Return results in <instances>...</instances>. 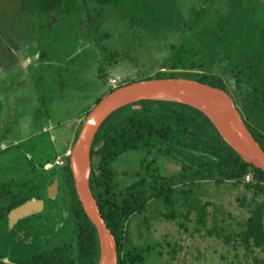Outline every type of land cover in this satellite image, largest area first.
Instances as JSON below:
<instances>
[{"label": "trees", "instance_id": "1", "mask_svg": "<svg viewBox=\"0 0 264 264\" xmlns=\"http://www.w3.org/2000/svg\"><path fill=\"white\" fill-rule=\"evenodd\" d=\"M93 3L94 0H20L26 13L23 21L42 15L49 19L76 15V27L83 34L85 29V42L89 43L86 49L95 59L105 35L98 32L99 19L92 11ZM133 3L124 11L131 25L146 28L150 39L172 36L159 69L139 80L181 77L226 91L264 152V0ZM46 53L40 51L38 59H47ZM119 59L117 52H106L98 61L99 75L106 77L105 69ZM112 78L115 77L107 78L102 96L137 81L117 79L113 86ZM80 125L81 122L73 142ZM127 153L136 157L137 166L121 171L118 160ZM90 157L89 187L114 236L117 264H157L164 253L169 260L175 258L177 245L174 249L166 240L154 242L148 238L151 223L158 219L173 222L185 232L218 240L223 249L233 252L226 264H239L249 253L264 255V171L245 162L229 147L199 110L161 100L123 106L101 123ZM60 168L67 211L74 222L70 243H57L16 264H97L96 230L78 200L68 157ZM1 187L8 191L9 183ZM229 195L238 212L214 214L212 199L225 197L232 202ZM3 197L0 194V201ZM16 199L9 207L20 205L25 197ZM7 210L0 208L1 219ZM258 210L262 240L248 225ZM133 219H138L145 238L137 240L133 236ZM0 264H4L1 259Z\"/></svg>", "mask_w": 264, "mask_h": 264}, {"label": "rangeland", "instance_id": "2", "mask_svg": "<svg viewBox=\"0 0 264 264\" xmlns=\"http://www.w3.org/2000/svg\"><path fill=\"white\" fill-rule=\"evenodd\" d=\"M133 2L135 0H94L92 11L99 19L98 32L105 35L100 40L101 51L94 54V59L86 49L89 43L85 42V29L83 34L76 27V15L51 17V21L42 15L23 21L26 13L20 0H0V181L12 176L10 190L41 195L44 192V187L37 183L40 172H32L30 168L37 167L39 161L52 151L51 133L54 131L43 129L50 119L51 123H56V131L60 128L67 130L103 95L108 77L114 76L121 82L128 79L138 81L159 69L168 52L166 44L172 36L150 39L146 28L131 25L124 11L132 7ZM9 48L12 52L8 51ZM43 50L47 52V59L40 61L38 55ZM106 52H117L120 59L105 69L106 77H101L98 61ZM24 135L30 138L17 143L18 146L12 145V140ZM5 144L8 149L3 150ZM26 150L32 154V160L25 159L23 151ZM15 159H18L20 164L16 165L22 166V171L19 168L15 171ZM117 165L121 171H131L137 166V159L127 153ZM170 166L173 167L172 164ZM62 191L61 188L60 194ZM63 197L65 195L49 205L43 200L37 201L38 211L31 213L38 217L36 219L33 215L36 223L31 230L32 240L29 245L15 246L14 257L30 256L71 238L73 218L65 215L56 221L59 217L57 204ZM229 198L232 202L225 197L213 198L212 212L218 216L225 215L227 211L238 212L233 197L229 195ZM5 205L6 202L1 200L0 208ZM259 214L260 210L248 225L262 240ZM40 219H45L46 223ZM3 226L0 223V253L5 256L9 251L4 243L8 240L11 244V241L9 234L1 236ZM130 226L135 239L145 238L138 219H133ZM148 238L154 242L166 240L174 245V249L176 245L179 249L175 258L169 260L164 253L157 264H226L233 258V252L223 249L218 240L193 231L185 232L170 221L154 220ZM170 249L166 247V250ZM239 264H264V255L249 253L247 258H241Z\"/></svg>", "mask_w": 264, "mask_h": 264}, {"label": "water", "instance_id": "3", "mask_svg": "<svg viewBox=\"0 0 264 264\" xmlns=\"http://www.w3.org/2000/svg\"><path fill=\"white\" fill-rule=\"evenodd\" d=\"M141 100L178 102L199 110L229 147L245 162L264 171V152L226 91L181 77L138 80L113 89L102 96L81 119L68 157V168L78 200L96 230L99 245L97 264H117V250L114 236L103 220L89 187L91 146L101 123L112 112ZM32 208L31 202L26 201L16 206L10 212V217L18 219L27 216L34 212Z\"/></svg>", "mask_w": 264, "mask_h": 264}, {"label": "crops", "instance_id": "4", "mask_svg": "<svg viewBox=\"0 0 264 264\" xmlns=\"http://www.w3.org/2000/svg\"><path fill=\"white\" fill-rule=\"evenodd\" d=\"M10 51L12 52V49H10L9 52ZM2 68H3V66L1 67V69ZM87 111H86V113H87ZM85 114H83V115H85ZM83 117L84 116H82V115L77 117L76 120L74 121V123H72L68 126L67 130L60 128L58 131H56V127H57L56 123H54V124L51 123V119L48 123V126H45V127L43 126V129H45L46 131H50V132L54 131L51 133V138H52L54 145H53L52 151L49 154V156H46V157H44L43 160H40L37 167L30 168V171H32V172H35V171L37 173L40 172V173H38L39 174L38 179H39L40 183H39V181L37 183L39 186L42 185L44 187V192L42 193V195L39 194L38 192L37 193L29 192V194H27V193H20L17 190L14 191V190H10V189H8V191H5L1 187V185H4L5 183H9L8 188H10V186H11L10 184L13 181L12 176H8L5 179V181H3V180L0 181V183H1L0 184V194L5 195L6 193H14L18 197L24 196L25 197L24 202L30 201L31 204L34 206V208H32L33 209L32 211H34V212L38 211V204H37L38 200H39V202H40V200H43L44 204L47 203L49 205V203H51L53 200H57L58 197H62L65 194V192L62 191V194H60V189L61 188L63 189V187H62L63 179H62V174H61V168L58 166H55L53 162H54V159L56 157H61L63 159L66 158L65 152L67 150L71 149V145L73 143V138H74L75 132H76V130H77V128L81 122V119ZM29 138H30L29 135L21 136L15 140H12V145L18 146L17 143H21L24 140H28ZM2 148H3V150L8 149L6 144L3 145ZM23 155H24L25 159L32 160L31 159L32 154L29 151H27V150L23 151ZM24 157H22V158L24 159ZM15 160L16 161H15V164L13 166L15 168V171H17V169L19 167L16 164H20V163L18 162V159H15ZM23 166H24V163H23ZM19 169H20V171H22L23 170L22 166H20ZM22 185H25V184L22 183ZM31 197H33V199H31ZM35 199H37V200H35ZM63 204H64V199H61V201L58 202L57 207H59V210L61 209V210L66 211L67 209L63 208ZM64 207H65V205H64ZM66 213L64 212V214H66ZM59 217H57L56 221L59 220Z\"/></svg>", "mask_w": 264, "mask_h": 264}, {"label": "flooded vegetation", "instance_id": "5", "mask_svg": "<svg viewBox=\"0 0 264 264\" xmlns=\"http://www.w3.org/2000/svg\"><path fill=\"white\" fill-rule=\"evenodd\" d=\"M64 192H65V197H64V204H63V208L64 209H67L69 210L68 208V203H67V195H66V191L65 189H62ZM4 197L2 198V201L3 202H6V205L3 207V209H6L8 208L5 216L1 219L0 218V223H3V228H2V233H1V236H5L9 234V238L11 241V244L8 242H5L4 245L6 247V250L9 251V254L5 255V256H2L1 253H0V259L3 261L4 264H16V261L20 260V259H23V258H20V259H17L16 257H14V247L16 246H25V245H29L31 240H32V233H31V230H32V226H33V223H36V221L34 220V216L35 218L37 219L38 217L35 215V214H31L30 216L27 215V216H24L22 218H18V219H11L10 217V212L16 207V206H13V207H9L11 206L14 202H16V197H18L16 194L14 193H6L5 195H3ZM24 202V201H23ZM65 205V207H64ZM59 208V207H58ZM62 208V209H63ZM64 211V210H59V219L61 220L63 218V216H68L69 213L68 211ZM64 212L66 214H64ZM63 214V215H62ZM41 222L43 223H46V220L45 219H40ZM58 225V222L56 223ZM70 243V238L68 240H65L63 239L62 241H59L58 243ZM57 244V243H55ZM53 244V245H55ZM53 245L47 247L46 249L52 247ZM45 250V249H43ZM42 250V251H43ZM41 252V251H40ZM39 253V252H38ZM37 253H34L30 256H26V257H32L33 255H35Z\"/></svg>", "mask_w": 264, "mask_h": 264}, {"label": "built area", "instance_id": "6", "mask_svg": "<svg viewBox=\"0 0 264 264\" xmlns=\"http://www.w3.org/2000/svg\"><path fill=\"white\" fill-rule=\"evenodd\" d=\"M110 84L113 85V86L116 85V84H117V79H116V78H112V79L110 80ZM70 152H71V149L67 150V151L65 152V156H66V157H69ZM53 163H54L55 166L62 167V166L65 164V159H63V158H61V157H56V158L54 159V162H53ZM248 178H249V173H247L246 176H245V179H246V180H248Z\"/></svg>", "mask_w": 264, "mask_h": 264}]
</instances>
